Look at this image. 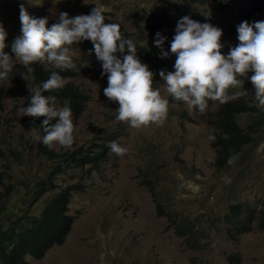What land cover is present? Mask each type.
I'll use <instances>...</instances> for the list:
<instances>
[{
    "label": "rangeland",
    "instance_id": "rangeland-1",
    "mask_svg": "<svg viewBox=\"0 0 264 264\" xmlns=\"http://www.w3.org/2000/svg\"><path fill=\"white\" fill-rule=\"evenodd\" d=\"M97 2L103 6L104 15L113 17L106 20L122 22L129 38L134 42L144 40L156 55L159 49L152 44L151 26L158 20L163 24L169 20L176 23L182 15L197 14L199 21L207 20L222 29V52L237 43V23L264 20V7L256 11L246 0H209L173 18L161 19L157 17L165 16V8L174 10V0ZM20 3L31 15L48 16L52 23L59 11L86 14L94 6L82 0H58L55 5L51 0H41L38 5L37 0H0V23L7 34L19 33ZM164 48L167 50L168 46ZM73 49L75 69L64 80L71 79L83 94L84 110L79 116L72 112L73 144L52 146L58 153L66 152L70 163L64 172L54 174L58 187L42 195L28 210L38 184L50 182L54 162L40 153V142L33 139V133L43 134V117L33 120L20 115L28 102L26 79L30 83H37L36 80L26 73V79L21 73L14 75V81L0 78L5 102V111L0 113V194L1 207L6 210L0 215V222L6 228L15 227L19 220L14 216L16 212L27 218L39 216L61 188L82 185L71 194L65 210V215L72 217L65 239L53 243L43 257L33 258L28 253L26 264H264V227L257 217L264 210V141L246 147L239 158L216 169L212 164L216 153L214 129L206 113L191 112L179 101L169 102L167 116L160 125L132 128L116 121L111 118L114 111L102 91L107 86V74L100 75V62L90 51L91 44ZM169 55L172 56L162 58L153 67L172 70L175 56ZM11 59L20 65L14 57ZM32 66L46 70L38 62H32ZM47 69L54 67L49 64ZM238 79L241 81L242 77ZM153 80V86L161 88L162 95H168L160 77L156 75ZM233 87L238 92L245 90L242 82ZM47 94L46 90L42 92ZM56 102L58 106L64 105ZM247 117L244 115L240 122L245 124ZM110 141H116L127 151L121 155L111 152ZM103 145L105 148L95 161L82 164L84 154H96ZM59 159L57 155L55 160ZM146 175L151 179L158 176L156 195L143 182ZM10 185L14 188L8 193ZM156 200L189 217L188 226L203 228L207 235L196 240V246L192 245L194 238L178 234L177 227L166 216L157 215ZM240 202L244 215L254 218V223L248 233H234L236 243L229 233L227 215L232 217L231 205Z\"/></svg>",
    "mask_w": 264,
    "mask_h": 264
},
{
    "label": "clouds",
    "instance_id": "clouds-1",
    "mask_svg": "<svg viewBox=\"0 0 264 264\" xmlns=\"http://www.w3.org/2000/svg\"><path fill=\"white\" fill-rule=\"evenodd\" d=\"M28 2L30 3V0ZM174 2L179 3L180 0ZM40 3L41 0H37L35 4ZM51 3L55 5L58 0H51ZM82 3H91L94 6L86 14L69 15L66 11H59L53 23L48 22V16L31 15L25 4L20 3L19 33L7 34L0 23V78L6 77V81H14V75L21 73L26 79L23 73L32 76L30 73L40 70L33 67L32 62H38L46 69L40 71L50 72L46 79L36 81L38 84L30 83L26 79L28 102L26 106H22L20 112V115L30 116L33 120L43 117L40 121L43 134L33 133V139L40 142L39 149L46 145L52 148L54 143L64 147L73 144L74 111L69 101H65L67 98L57 97L52 90L61 89L67 83L75 86L71 79L65 82L64 78L70 76L75 69L73 57L76 53L73 48L79 46L74 44L84 40L90 42V51L100 62V75L103 77L107 74V86L103 87L102 91L114 111L111 118L124 122L129 127L162 124L168 113L169 102L177 103L169 100L168 95L175 101L183 102L191 112L206 113L212 118L209 111L214 109L216 103L207 105L208 100L223 102L224 99L234 98L233 95L236 97L238 90H233V86L241 82L245 90L239 92H247L249 87L243 78L245 76L254 89L251 96L253 95L255 106L264 113V20H242L237 23V43L230 45L227 52L221 51L224 44L220 39L222 29L219 26L207 20L202 22L192 19L187 14L180 16L176 23L172 22L174 32L168 41L167 50L164 48L167 37L159 30L156 31L152 44L159 49L158 57L172 56L170 53L175 56L174 62H170L172 70L162 68L156 73L163 82L164 92L168 94L162 95L161 88L153 86L154 74L149 68L150 63L143 62L137 54V45L145 46L146 42H134L133 39L123 36L119 25L123 23L106 20L113 17L104 15V8L97 0H82ZM252 7L258 11L264 5L259 9L257 6ZM179 12L174 8L171 17H175ZM12 35L15 37L10 42V51H5V38ZM13 57L20 63L19 66L12 62ZM49 64L54 69H47ZM249 72L251 75H248ZM239 77H242L241 81ZM230 86L231 89L226 91ZM45 90L48 94L42 95ZM56 100L64 105L58 106ZM2 111H5V108ZM263 141L264 137L255 144H261ZM108 148L117 155L127 151L126 147L116 141H110ZM50 159L56 163L55 159ZM2 175L1 173L0 178ZM13 188L14 185H10L7 192H12ZM0 196L2 198V194ZM5 212L3 209L0 215ZM14 216L19 218L21 225H28V218L24 213L16 212ZM227 218L230 220L232 217L227 215ZM208 223L212 225L211 222ZM4 225L0 222V227ZM249 230L235 233L241 236ZM232 239L234 240L233 237ZM196 245L197 243L194 246ZM234 254L239 255L238 252Z\"/></svg>",
    "mask_w": 264,
    "mask_h": 264
},
{
    "label": "trees",
    "instance_id": "trees-1",
    "mask_svg": "<svg viewBox=\"0 0 264 264\" xmlns=\"http://www.w3.org/2000/svg\"><path fill=\"white\" fill-rule=\"evenodd\" d=\"M206 1L209 0H180L179 3L173 6L177 11L181 12L184 10H191L195 8L196 5H199V3ZM250 1L252 5L257 6L258 9L264 5V0ZM164 13L165 16L157 17V19L172 18L173 10L165 8ZM188 15L192 19H200L197 14ZM119 25L122 35L129 38L124 26L122 24ZM151 29L152 34L159 30L162 35L166 36L167 39L164 41V45L168 46L166 41L171 40L174 32L172 21L169 20L163 24L162 20H158L152 24ZM14 37L15 35L5 38V51H10V42ZM88 44H90V42L84 40L74 44V46H86ZM137 54L143 62L150 63L149 68L154 74L153 77H155L159 69L154 68L153 65H157V63L163 59L156 55L151 46L146 45L139 46L138 44ZM9 55L11 56V53H9ZM30 74L37 82H41L48 77L50 72L36 70ZM248 75H251V72H249ZM243 78L249 87L247 92H237L236 97L224 99L223 102L219 100H208L207 103V105L213 102L216 103L211 113L212 118H210V120L212 121L214 129L213 137L216 150L212 163L217 168H223L234 159L239 158L246 147L255 144L264 137V113L255 106V102L250 95L253 90L251 82L246 76ZM230 89L231 86L227 88L226 91ZM52 93L59 98H67L70 107L74 111V115L79 116L84 110V102L81 100L84 96L77 87L68 85L67 83L61 89L52 90ZM169 100L179 102L172 98H169ZM4 108L3 89L0 87V113ZM244 115H247L248 119L245 124H242L240 118H243ZM104 148L105 146L103 145V148L93 155L84 154L81 160L82 164L95 161L103 152ZM39 151L42 155L53 159L59 155L60 159L56 161L49 174L50 182L47 183L43 181L38 184L35 190V196L28 203V208L37 203L46 192L53 191L58 187L54 182V174L64 172L69 162L66 152L58 153L47 145L45 147L41 146ZM71 158L73 159L74 155H72ZM157 178V175L154 179L146 175L143 181L146 182L147 187L151 189L155 195L157 194V189L155 188V183L158 182ZM80 188H82L81 183L70 184L67 187L61 188V190L57 192L56 197L43 208L39 216H31L28 218L27 226L21 225V221H18L15 223V227L6 228L5 225L0 227V264H26L25 256L28 253L32 254L33 258L43 257L46 250L51 247L53 243L56 241L62 242L71 230L72 223V217L65 215V210L67 209V204L72 199L71 194L78 191ZM1 200L2 198L0 196V213L3 211ZM156 209L158 216H166L172 225L177 227L178 234L186 235V237H190V239L194 238L192 244L195 245L197 243L196 240L200 241L202 237L207 235L206 230L203 228L196 227L191 229L186 223L190 220L189 217L176 210H169L160 200H156ZM231 212L234 216L229 220L231 223L229 233L237 242V239L234 237L235 231L243 233L245 229H251L254 218L244 215L243 203L241 202L231 205ZM257 217L262 219V226L264 227V210H262ZM14 236L17 237L16 241L11 243Z\"/></svg>",
    "mask_w": 264,
    "mask_h": 264
},
{
    "label": "bare ground",
    "instance_id": "bare-ground-1",
    "mask_svg": "<svg viewBox=\"0 0 264 264\" xmlns=\"http://www.w3.org/2000/svg\"><path fill=\"white\" fill-rule=\"evenodd\" d=\"M93 155V154H92ZM70 163V162H69Z\"/></svg>",
    "mask_w": 264,
    "mask_h": 264
}]
</instances>
